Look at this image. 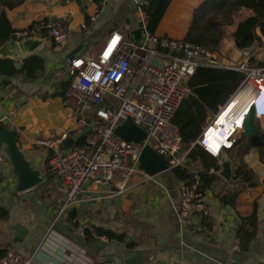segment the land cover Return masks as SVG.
<instances>
[{
  "label": "crops",
  "instance_id": "0c3cea01",
  "mask_svg": "<svg viewBox=\"0 0 264 264\" xmlns=\"http://www.w3.org/2000/svg\"><path fill=\"white\" fill-rule=\"evenodd\" d=\"M145 1L24 0L14 8H4L11 27L18 31L26 30L33 21L57 18L66 23L69 37L65 43L56 45L48 36H41L45 39L32 54L43 58L44 68L34 79L15 75L7 77L5 82L4 77H0V137L4 130L11 132L24 161L38 172L34 186L19 190L7 141H0L3 154L0 208L7 210V216L0 218V256L13 249L22 255L35 253V264H115L97 262L95 256L87 252L89 243L108 240L93 233L94 227H101L122 234L123 240L115 239V242L119 246L124 243L125 248L135 253V257L125 259L124 264L136 261L141 264H264V174L257 171L249 174L254 185L243 180V173L234 170L242 155L222 153L230 162L229 178L221 175V159L217 157L220 168L214 172L209 187L202 190L209 208L208 216L194 213L179 223L175 205L182 181L172 170L149 175L141 169L129 177L126 191L117 195L106 196L114 188L111 183H86L79 201L69 209H75V215L69 216L68 210L59 221L54 220L63 203L65 187L50 173L48 149L35 141L63 132L75 141L87 131L91 133L88 120L93 124L97 119L92 109H78L59 95L63 90L61 84L69 78V55L86 42L79 56L93 57L112 32L131 36L130 31L140 26V17L145 18L139 9ZM200 1L171 0L155 33L185 38L192 10ZM95 13L98 16L92 22L89 17ZM256 33L260 37L256 42L260 50L255 61L260 62L264 61V38L258 29ZM1 47L0 57H4ZM230 50L228 57H236L238 48L232 38ZM214 52L223 57L220 52ZM10 111L14 115L7 120L5 117ZM263 119L264 116L255 119L261 130L264 129ZM79 120L87 122L81 124ZM241 136L242 133L238 139ZM195 167L200 170L199 161L187 159L185 168L189 174ZM253 212L256 235L250 240L247 251L236 250L233 246L239 240L237 227L243 217ZM18 225L27 231L21 242L14 241ZM85 228L92 231L93 240L85 242Z\"/></svg>",
  "mask_w": 264,
  "mask_h": 264
},
{
  "label": "built area",
  "instance_id": "2783aa9c",
  "mask_svg": "<svg viewBox=\"0 0 264 264\" xmlns=\"http://www.w3.org/2000/svg\"><path fill=\"white\" fill-rule=\"evenodd\" d=\"M97 16V13L91 15L90 21L94 22ZM139 25L146 30L144 17H140ZM47 27L54 44L61 45L67 41L69 31L65 26L50 22ZM28 34L27 30L15 33L19 37ZM256 42L238 49L237 56L227 60L207 47L185 39L146 30L144 40L138 44L131 36L112 32L93 57L68 59V76L72 80L63 91V98L73 102L78 109H92L100 123L92 125L90 136L81 146L73 145L66 149L64 142L68 136L64 132L35 141L48 149L50 173L65 187V197L54 220H59L79 201L88 182L111 183L114 188L106 196L125 192L129 177L141 170L138 158L145 146L164 156L167 170L185 167L188 149L182 148L181 136L172 118L181 102L192 94L188 80L197 66L226 68L243 75L235 91L212 113L200 133L202 136L207 126L210 128L217 124L222 117L226 124H223L224 128L219 126L218 131L227 136L231 144L228 147L221 145L217 153L208 148L207 141L202 137L198 136L191 144L200 145L213 157H218L222 150L232 148L250 111L247 99L264 86V63L255 61L260 50ZM154 58L162 60L163 66L152 64ZM252 109L255 119L264 116V104ZM12 115L14 112L10 111L5 118L9 120ZM127 118L145 127L147 134L140 143L124 141L113 133V128ZM179 149V155L174 156ZM2 155L0 145V162ZM190 173L189 182L182 181L178 186L179 199L175 210L179 223L194 213L209 215L208 205L203 199L201 177L197 170ZM233 247L240 249L239 240ZM35 257V253L22 255L8 249L0 256V264H35Z\"/></svg>",
  "mask_w": 264,
  "mask_h": 264
},
{
  "label": "trees",
  "instance_id": "16d2710c",
  "mask_svg": "<svg viewBox=\"0 0 264 264\" xmlns=\"http://www.w3.org/2000/svg\"><path fill=\"white\" fill-rule=\"evenodd\" d=\"M23 2L24 0H0V46L11 38H22L15 35L19 31L11 27L4 8L11 9ZM170 2L171 0H146L139 5L145 14L147 32H156L157 26ZM241 12H248V14L236 20ZM86 21H88V17H86ZM50 22L66 25L61 19L44 18L33 21L28 26L26 29L29 32L28 35H34L38 31L41 36L49 37L50 29L47 24ZM226 28H231V37L238 49L245 48L260 40L256 33L257 29L264 38V0H201L192 10L189 28L183 39L215 51L218 49ZM43 68L44 60L36 53L20 61H15L9 57H0V77H4L5 82L7 77L15 75L34 79L37 72L43 70ZM242 76V73L226 68L197 66L188 80L192 94L181 102L173 115L172 122L178 128L181 136V146L184 150L188 149L187 159L189 161H199L201 165L198 173L202 180V190L209 187V184L214 180V172L218 171L220 167L217 157L210 155L200 145L191 144L200 135L206 124L208 114L216 112L218 107L227 101L235 91ZM71 80V77H69L61 84L63 90L58 94L62 97L63 91L70 85ZM257 125L260 126L258 120ZM90 134L89 130L77 137L74 145L81 146L84 144L86 137ZM261 140L263 141L262 138ZM210 169H213L212 173H210ZM172 173L178 180L189 182L190 174L185 167H176L172 170ZM249 174L250 172L243 173V180L249 181L250 185H254L255 183L250 182L251 176ZM6 216L7 210L0 208V218ZM241 220L236 235L239 238L240 250L247 251L250 240L255 237L257 232L256 215L253 212ZM83 233L86 236L85 242L94 239L93 233L97 237L105 236L108 240L117 239L121 241L124 238L122 234L101 227H94L93 233L85 228Z\"/></svg>",
  "mask_w": 264,
  "mask_h": 264
},
{
  "label": "water",
  "instance_id": "95a60500",
  "mask_svg": "<svg viewBox=\"0 0 264 264\" xmlns=\"http://www.w3.org/2000/svg\"><path fill=\"white\" fill-rule=\"evenodd\" d=\"M146 34V30L143 27H137L130 31L131 38L138 44L142 43ZM45 38L41 37L38 32L35 35H29L21 39H16L14 41H7L1 47L2 54L4 57H9L15 61H20L30 54H32L44 41ZM86 42L78 45L69 55V59L79 56L84 49ZM152 64L161 67L163 66V61L157 58L152 60ZM96 108V107H94ZM212 113L208 114L206 122L210 121ZM261 129L256 125L253 109L249 111L246 115L242 135L248 138L249 144L252 147H260L263 145V141L260 138ZM113 133L124 141L140 143L146 137L145 127L136 125L132 119L127 118L121 120L114 128ZM201 134L199 138L201 139ZM1 140L7 141V152L9 154L10 160L12 162L14 172L18 178V189L23 191L34 186L38 181V172L30 169L29 164L24 161L21 151L18 149L15 141L14 135L4 130L1 132ZM74 145V140L68 137L64 142L66 149H69ZM181 152L179 149L174 153V156H178ZM221 159L222 170L221 175L225 178L230 176V162L225 160L222 152L219 154ZM139 167L144 170L149 175H155L167 170V164L164 156L156 154L148 146L142 148L139 154ZM69 216L75 215V209L68 211ZM26 229L21 225L16 227V237L14 241L21 242L26 236ZM87 252L95 256L97 262L112 261L115 264H124V260L128 258L135 257V253L131 251L130 248H125L124 243L119 246L114 239L105 240L98 239L96 242H91L87 245ZM120 249V250H118ZM134 264H141V262L136 261Z\"/></svg>",
  "mask_w": 264,
  "mask_h": 264
},
{
  "label": "rangeland",
  "instance_id": "374dc122",
  "mask_svg": "<svg viewBox=\"0 0 264 264\" xmlns=\"http://www.w3.org/2000/svg\"><path fill=\"white\" fill-rule=\"evenodd\" d=\"M245 16V12H241L239 13L238 17L236 20H238L239 18ZM231 28H226L224 36L222 37L219 45H218V49L215 50L217 52H220V54L223 57L228 58L227 60L230 59V57H228L231 53L230 50V40H231ZM264 61H260L257 62L258 64H262ZM255 63V61H254ZM212 115V114H211ZM91 119L88 120V125L92 126L93 124H98L100 123V121L98 119H96L95 121H93V124L90 121ZM98 120V121H97ZM87 122V121H86ZM262 123H264V119L262 120ZM92 124V125H91ZM261 138L263 139L264 142V129L261 130L260 134ZM237 141L234 143V146L230 149H225L222 150V153L227 155V156H241L243 157V159L239 162L235 164V172H242V173H251L253 171H257L259 174H264V147L263 145L260 147H252L249 144L248 138L241 136V138L236 139ZM190 164V162H189ZM194 169L198 170L197 167H195ZM59 221V220H57Z\"/></svg>",
  "mask_w": 264,
  "mask_h": 264
},
{
  "label": "bare ground",
  "instance_id": "6f19581e",
  "mask_svg": "<svg viewBox=\"0 0 264 264\" xmlns=\"http://www.w3.org/2000/svg\"><path fill=\"white\" fill-rule=\"evenodd\" d=\"M246 105L248 104L246 103ZM217 124H220V125H217ZM217 124H214L210 128L207 126L204 130V133L202 134V138H204L207 141V146L208 148H210V150L213 153H217L221 149V145L225 144L226 147H228L229 144H231L229 141V138H227V136L224 137V134H220L218 131L219 126L226 124L225 119L221 117L218 120ZM223 128H224V125H223ZM231 135L232 134H230L229 137H231Z\"/></svg>",
  "mask_w": 264,
  "mask_h": 264
},
{
  "label": "clouds",
  "instance_id": "9594fccd",
  "mask_svg": "<svg viewBox=\"0 0 264 264\" xmlns=\"http://www.w3.org/2000/svg\"><path fill=\"white\" fill-rule=\"evenodd\" d=\"M247 104H249V110L256 107L259 104H264V86L258 90L254 95L247 99Z\"/></svg>",
  "mask_w": 264,
  "mask_h": 264
}]
</instances>
